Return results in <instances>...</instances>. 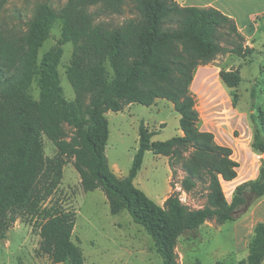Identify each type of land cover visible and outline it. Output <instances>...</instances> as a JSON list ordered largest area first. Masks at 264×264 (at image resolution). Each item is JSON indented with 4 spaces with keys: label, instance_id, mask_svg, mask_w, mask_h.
I'll return each instance as SVG.
<instances>
[{
    "label": "trees",
    "instance_id": "obj_1",
    "mask_svg": "<svg viewBox=\"0 0 264 264\" xmlns=\"http://www.w3.org/2000/svg\"><path fill=\"white\" fill-rule=\"evenodd\" d=\"M53 2L42 0L25 29L4 25L0 12V242L17 213L37 228L39 253L53 264H85L73 240L77 213L53 202L65 161L60 156L47 158L43 149V136L56 138L65 122L74 127L79 142L64 154L76 157L84 191L102 190L112 215L127 212L152 238L163 264H179L174 249L183 234L210 221H235L234 213L247 204L248 193L264 198L263 164L257 178L238 185L228 203L222 181L237 178L238 164L230 148L217 145L211 132L198 128L200 115L191 92L200 66L220 56L248 58L255 50L246 45L235 20L213 7L182 6L178 0H69L58 13ZM127 4L136 18L119 27L97 23L90 12L100 6L101 12L121 15ZM58 19L61 40L39 62V49ZM68 43L75 47L67 72L76 93L73 103L64 96L58 70ZM36 76L40 102L28 93ZM220 78L230 89L242 83L239 70H222ZM160 99L172 103L180 115L182 135L155 142L156 133L141 124L131 169L126 177H118L106 156V114L134 104L151 107ZM252 148L264 153L263 124L256 127ZM147 152L168 158L173 177L177 166L182 169V192L192 194L205 185V206L193 209L184 204L173 183L163 206L137 188L134 181ZM248 252L238 264H263L264 223L255 225Z\"/></svg>",
    "mask_w": 264,
    "mask_h": 264
},
{
    "label": "rangeland",
    "instance_id": "obj_2",
    "mask_svg": "<svg viewBox=\"0 0 264 264\" xmlns=\"http://www.w3.org/2000/svg\"><path fill=\"white\" fill-rule=\"evenodd\" d=\"M69 0H54L53 7L58 13ZM187 1V0H186ZM179 4L185 0H178ZM42 0H0V12L4 25L9 28L25 29L26 23L35 17ZM96 22L107 28L126 25L136 18L131 4H127L121 15L101 12L100 6L90 8ZM62 21L58 19L52 28L51 36L39 49V62L56 48L61 40ZM74 44L63 47V56L58 66L61 86L65 98L73 103L76 93L67 72L74 53ZM261 53L248 58L220 56L210 65L197 69L191 92L200 115L198 128L211 132L215 143L232 150V159L238 164L237 178L232 182L222 181L225 197L231 203L238 185L254 181L264 164V153L252 148L256 127L264 125V67ZM242 67V83L234 89L228 88L220 78L222 70L229 71ZM108 72H111L107 65ZM111 74V73H110ZM28 93L35 102L41 100L40 77L32 81ZM109 121L110 137L106 147L109 167L118 177H126L131 169L134 156L139 148V128L144 124L155 132L153 141H167L180 136V115L173 104L160 99L151 107L134 104L122 112L106 114ZM56 138L43 136V149L47 158L62 157L65 161L62 180L53 202L59 201L64 207L77 213L73 240L83 251L85 264H163L157 254L152 238L144 228L132 220L127 212L112 215L105 193L98 189L85 192L81 177L75 169L76 157L64 154L75 147L78 135L74 127L62 122ZM185 173L176 167L172 176L169 159L145 154L142 170L134 181L159 206L175 191L180 193L182 202L193 209L207 203L205 185H199L192 194L181 191L180 185ZM247 204L235 213V221L223 225L215 221L205 223L195 231H188L177 241L174 249L179 264H238L248 255V244L257 223H264L260 217L264 198L255 199L246 194ZM260 207V208H259ZM15 214L16 222L0 242V264H53L47 256L39 253L41 237L33 223Z\"/></svg>",
    "mask_w": 264,
    "mask_h": 264
},
{
    "label": "crops",
    "instance_id": "obj_3",
    "mask_svg": "<svg viewBox=\"0 0 264 264\" xmlns=\"http://www.w3.org/2000/svg\"><path fill=\"white\" fill-rule=\"evenodd\" d=\"M182 6H195L199 8L213 7L234 19L239 32L246 41V45L254 49L255 53H261V62L264 67V0H185ZM236 58L242 59L239 56ZM203 67L200 66L198 69ZM241 69L242 67L238 65L234 70L241 71ZM260 90L264 89L261 88ZM131 106H128L127 109L131 108ZM111 168L114 170L112 166ZM261 206H264V203L260 204ZM260 217L264 219V209L261 210Z\"/></svg>",
    "mask_w": 264,
    "mask_h": 264
}]
</instances>
